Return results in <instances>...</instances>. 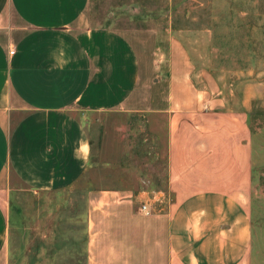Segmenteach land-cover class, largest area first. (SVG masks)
I'll use <instances>...</instances> for the list:
<instances>
[{"label":"crops","instance_id":"obj_1","mask_svg":"<svg viewBox=\"0 0 264 264\" xmlns=\"http://www.w3.org/2000/svg\"><path fill=\"white\" fill-rule=\"evenodd\" d=\"M126 1L173 0H0V264L19 251L22 264H264L253 255L252 95L196 70L170 30L94 21V7ZM104 112L146 115L163 132L166 191L82 180L85 117ZM23 198L38 206L19 218ZM18 233L36 245L15 250Z\"/></svg>","mask_w":264,"mask_h":264},{"label":"rangeland","instance_id":"obj_2","mask_svg":"<svg viewBox=\"0 0 264 264\" xmlns=\"http://www.w3.org/2000/svg\"><path fill=\"white\" fill-rule=\"evenodd\" d=\"M113 4L94 7V21L105 22L110 18L112 27L149 31L160 39L170 30L182 43L196 70L213 73L239 99L245 96L246 89L252 95L249 126L255 149L253 255L261 261L264 254V0H173L171 6L142 2L135 7H129L127 1L123 3L127 7H113ZM85 118L92 145V168L83 176L84 182L92 180L95 189L166 191L164 134L161 130L159 135L150 131L146 115L140 118L104 112ZM17 200L20 201L14 203L13 210L19 218L23 208L38 206L23 203L27 198ZM17 221L21 228V221ZM20 233L14 238L15 250L22 248L23 240V247L28 242ZM36 238L26 244L27 249L36 245ZM24 255V261L36 258V252ZM13 259L22 264L23 252H14Z\"/></svg>","mask_w":264,"mask_h":264},{"label":"built area","instance_id":"obj_3","mask_svg":"<svg viewBox=\"0 0 264 264\" xmlns=\"http://www.w3.org/2000/svg\"><path fill=\"white\" fill-rule=\"evenodd\" d=\"M11 53H13V51H11ZM158 194V196H157V199H156V202H160V201H162V199H163V193L161 192V193H156V195ZM141 211H143L145 214H150L151 213V209H150V205L149 204H147V203H143L142 205H141Z\"/></svg>","mask_w":264,"mask_h":264}]
</instances>
